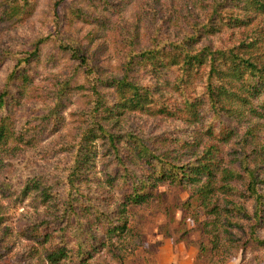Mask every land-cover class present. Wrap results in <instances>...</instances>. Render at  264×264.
Masks as SVG:
<instances>
[{
  "label": "trees",
  "instance_id": "16d2710c",
  "mask_svg": "<svg viewBox=\"0 0 264 264\" xmlns=\"http://www.w3.org/2000/svg\"><path fill=\"white\" fill-rule=\"evenodd\" d=\"M133 1L53 0L54 30L25 38L9 29L33 15L37 0H0V32L13 43L24 40L16 47L0 46V70L9 62L0 86V174L19 155L21 145L36 153L46 150L47 146L39 147L40 141L64 123V111L76 88L85 90L80 120L70 139L58 143L57 151L63 156L51 160L53 166L46 160L40 166L35 163L17 185L21 197L35 193L55 208L54 217L38 218L23 229L42 249H32L19 264H91L101 252L125 264L119 243L130 235L132 209L150 204L162 185L190 189L184 205L190 210L198 208L196 222H200V213L205 215L202 223L214 252H221L225 245L224 232L228 234L225 241L236 248L252 241L264 244L258 234L264 222L258 174L249 158L241 157L239 169L222 165L220 158L221 145L239 138L245 116L264 120V65L242 51V47L253 46L252 37L232 47L210 42L199 47L203 38L223 26L247 24L249 17L235 13L234 8L263 14L264 0L202 1L201 13L189 7L181 31L169 28L170 24L164 27L162 20L154 25L147 22L145 31L138 23L129 25L122 13ZM114 16L119 19L122 43L120 77L103 75L90 45H85L81 33L72 32L77 22L108 25ZM48 44L54 48L53 60L66 57L77 63V71L74 76L55 78L53 88L38 93V64ZM174 68L179 71L173 84L181 97L179 103L163 91L171 81L169 70ZM79 73L85 74V84L76 82ZM191 85H195L193 91ZM26 101H34L40 109L19 117ZM153 109L155 115L176 120L177 128L153 134L138 125L116 129L111 124L126 111ZM250 128L239 138L244 154L251 146ZM97 141L106 148L98 192L89 187ZM221 172L232 180L219 185ZM233 180L243 181L245 191ZM220 188L228 195L245 194L253 203L252 210L246 202L227 199L225 205L220 204L215 199Z\"/></svg>",
  "mask_w": 264,
  "mask_h": 264
},
{
  "label": "rangeland",
  "instance_id": "374dc122",
  "mask_svg": "<svg viewBox=\"0 0 264 264\" xmlns=\"http://www.w3.org/2000/svg\"><path fill=\"white\" fill-rule=\"evenodd\" d=\"M67 1L70 2V0ZM202 1L205 0H134L123 11L122 17L129 25L138 23L144 31L147 22L154 25L161 20L164 22V27L170 24L169 28L181 31L182 26H186L185 14L189 11V7L192 11L201 13ZM53 5V0H37L33 15L23 24L20 23L9 30L13 32V35H23L25 38H34L49 28L53 31L52 19L55 17ZM234 12L249 17L247 24L223 26L221 31L203 38L199 47L207 42L214 46L232 47L252 37L253 46L242 47V51L254 55L264 65V13L248 14L237 8H234ZM118 20V16H114L108 25H98L93 20L81 21L77 22L79 24L77 26L75 24L72 30V32L81 33L80 37L84 39L85 45H90L89 50L92 56L99 59L102 67L101 73L108 77H120L123 72V60L119 53L122 43L120 33L117 31ZM153 20L157 21L151 22ZM22 42L24 40L20 39L19 42L13 43L5 32H0V46L5 44L8 47L9 45L16 47ZM26 42L30 44V41ZM53 53L52 44L43 48L38 64L39 77L35 86L38 93H43L47 88H53L55 78L74 76L77 71H75L76 62L66 57L53 60ZM8 66L9 62L0 70V86L5 80ZM178 74L179 71L176 68L169 70L168 75L171 81L163 89L165 97L176 103L181 101L178 89L173 86ZM75 78L78 84H85V74L79 73ZM190 89L193 91L195 85H191ZM84 93V89L76 88L70 105L64 111V123L60 125L57 132L48 135L45 139L42 138L39 147L47 146L46 150L36 153V150L30 149L29 146L21 145L19 155L12 157L10 164L0 174V264H19L22 262L21 258L26 259L32 249H42L27 237L23 229L38 218L54 217L55 208L43 202L35 193L21 197L17 193V185L22 183L24 175L29 173V169L32 170L35 163L40 166L43 164L41 161L46 160L49 164L51 160L54 162L63 156L60 151H57L58 143L64 142V138L70 139L80 120L79 111L84 106ZM37 97L38 100L39 96ZM33 102H25L26 105L18 112L19 117L29 113L32 115V112L34 114L40 109V106L32 104ZM117 118L111 121L116 129L126 128L132 124L138 125L145 133L159 134L168 128L171 130L177 128L176 120L163 115H155V109L126 111ZM244 119L246 120L239 132V138L243 136L247 128L251 127L253 136L250 140L249 153H243L239 138H236L221 145L220 158L222 165L237 169L240 168L241 157L249 158L250 166L255 169L258 180L261 181L259 188L264 193V120L253 118L250 115L245 116ZM183 125L181 122L180 126ZM96 147L97 158L91 171L94 176L89 181V187L92 191L98 192L102 189L97 180L102 176L106 148L98 141ZM228 177V174L224 172L219 173V185L232 180ZM233 183L239 185L240 191H245L243 181L236 180ZM226 191L223 188L217 190L215 199H220V204L225 205L227 199L240 203L246 202L247 208L252 210L253 203L244 197L245 194L242 196V194L230 192L228 195ZM190 195V189L177 185H162L159 195L150 204L132 209L130 235L119 243L126 259L125 264H264V244L252 241L245 248H236L229 240L225 241L228 235L226 232L223 238L225 245L221 248V252H214L210 237L205 233L202 223L206 219L205 215L200 213V222H196L199 213L195 209L198 208L190 210L184 205ZM258 234L261 239H264V222ZM91 264H117V262L108 253L101 252L91 261Z\"/></svg>",
  "mask_w": 264,
  "mask_h": 264
}]
</instances>
